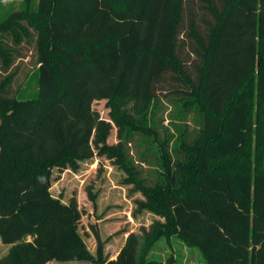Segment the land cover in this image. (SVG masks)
Segmentation results:
<instances>
[{
    "label": "trees",
    "instance_id": "trees-1",
    "mask_svg": "<svg viewBox=\"0 0 264 264\" xmlns=\"http://www.w3.org/2000/svg\"><path fill=\"white\" fill-rule=\"evenodd\" d=\"M29 28L36 91L11 96L13 74L0 82V242L9 245L0 264H161L147 259L160 236L197 247L206 264H264V0H23L0 15V35L15 43ZM0 58L12 61L1 38ZM167 89L199 131L174 152L160 142L153 185L125 179L144 196L134 215L156 216L149 228L130 232L115 255L95 229L92 251L77 199L52 192L56 174L96 154L128 172L126 137L156 127ZM99 100L109 119L94 108ZM114 126L118 142L109 143ZM88 196L96 201L91 188Z\"/></svg>",
    "mask_w": 264,
    "mask_h": 264
},
{
    "label": "rangeland",
    "instance_id": "rangeland-1",
    "mask_svg": "<svg viewBox=\"0 0 264 264\" xmlns=\"http://www.w3.org/2000/svg\"><path fill=\"white\" fill-rule=\"evenodd\" d=\"M23 0H0V15L14 9H20ZM198 18L200 15L198 14ZM25 22V21H24ZM203 31V25L198 21ZM31 37H24L21 42L15 43L10 34L0 35L2 42L10 49L12 61L5 66L0 58V82L6 76L13 74V81L9 85L8 95L33 94L37 87L34 79L37 64V32L29 28ZM186 30L183 31L184 36ZM190 39L187 38L183 56L186 58L188 68L194 74L192 63L194 55L190 51ZM171 86H169L170 88ZM167 89L166 94H161L157 100L152 116L155 118L156 127L153 129L133 128L127 135L124 150L119 154L120 159L127 166L126 172L114 158L96 154L93 158L82 161L77 171L66 169L56 174L52 185L55 195L63 193L65 199L74 196L81 210L80 230L84 235L87 245L92 251L96 250L97 242L94 230L97 229L101 237L106 240V251L115 255L122 246L130 232L140 233L142 228H149L156 218L149 211H142L134 215L136 199L144 198L140 191H135L133 183H126L129 175L136 182L142 180L147 185H153L160 180L159 172L162 167V152L158 150L160 142L174 152V145L178 139L187 138L192 141L200 125L197 116L192 112H184L177 98ZM94 108L103 118L109 119V108L106 100L94 102ZM257 114V109H252V116ZM151 116V118H152ZM257 123L253 118V133L250 139L251 158L256 165ZM179 140V141H180ZM109 143H117V128L114 126L108 137ZM130 162V165H129ZM128 164V165H127ZM141 179V180H140ZM139 180V181H138ZM91 188L96 194L93 202L88 196ZM9 245L0 242V257L5 255ZM147 259L159 261L161 264H206L197 247L186 245L180 238L172 236L168 240L160 236L150 246ZM55 262V261H51ZM50 264H93L87 261L55 262Z\"/></svg>",
    "mask_w": 264,
    "mask_h": 264
},
{
    "label": "crops",
    "instance_id": "crops-1",
    "mask_svg": "<svg viewBox=\"0 0 264 264\" xmlns=\"http://www.w3.org/2000/svg\"><path fill=\"white\" fill-rule=\"evenodd\" d=\"M55 262H60V261H55ZM55 262H51V261H49V262H47L46 264L55 263ZM64 262H70V261H64Z\"/></svg>",
    "mask_w": 264,
    "mask_h": 264
}]
</instances>
